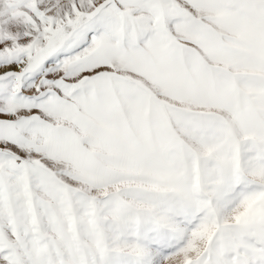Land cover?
<instances>
[{
	"label": "snow or ice",
	"instance_id": "1",
	"mask_svg": "<svg viewBox=\"0 0 264 264\" xmlns=\"http://www.w3.org/2000/svg\"><path fill=\"white\" fill-rule=\"evenodd\" d=\"M0 264H264V0H0Z\"/></svg>",
	"mask_w": 264,
	"mask_h": 264
}]
</instances>
